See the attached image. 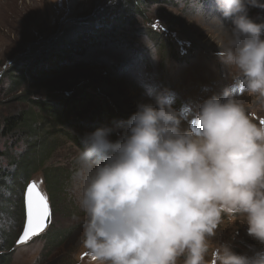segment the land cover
<instances>
[{"label": "clouds", "instance_id": "9594fccd", "mask_svg": "<svg viewBox=\"0 0 264 264\" xmlns=\"http://www.w3.org/2000/svg\"><path fill=\"white\" fill-rule=\"evenodd\" d=\"M216 7L233 18L217 57L244 93L264 101V23L248 16L264 0ZM223 95L200 104L187 130L160 93L138 105L120 142L105 128L85 134L74 181L89 264H264V119L257 125L233 92ZM240 218L243 235L230 236L236 245L242 239L246 255L214 246L226 221Z\"/></svg>", "mask_w": 264, "mask_h": 264}, {"label": "rangeland", "instance_id": "374dc122", "mask_svg": "<svg viewBox=\"0 0 264 264\" xmlns=\"http://www.w3.org/2000/svg\"><path fill=\"white\" fill-rule=\"evenodd\" d=\"M151 1L153 4L147 8L149 22L144 18L138 26L139 30L128 27L119 32L113 29L115 41L101 38L98 34L100 31H112L109 22L102 23L99 19L97 25H88L89 18H99L102 13H107L114 0H0V100H11L2 94L8 88L6 71L9 68L12 71L18 66L25 67L28 57L35 59L40 51L55 49L50 42L66 32H71L75 41L78 32L89 30L90 45L75 41L78 55H74L72 66L64 69L57 78L37 84L38 98L45 99L53 83L69 77L73 78L74 84L94 83L96 92L89 93L96 94L103 105H108L118 121L112 125L106 115L90 109L82 119H76L79 123L69 130L80 139L81 145L64 139L58 142V149L45 163L44 171L37 172L33 179L44 180L43 190L54 205L48 230L54 227L72 230V233L56 249L47 246L46 239L42 237L24 246H17L15 242L8 264H89L83 247L82 224L86 215L79 207L82 189L74 181V172L79 167L78 154L86 148L85 134L105 128L110 130L109 138L113 142H120L127 130V121L137 112L138 105L154 102L160 93H166L172 106L181 114L186 108L190 109L185 116L182 115L181 127L187 130L186 118H191L197 104H202L213 95L225 99V89L236 91L235 88L239 87L235 70L231 71L216 55L227 47L233 26V18H224L217 10L216 0ZM213 16L219 17L222 23L212 19ZM248 16L256 23H264V8L249 7ZM87 26L88 29H84ZM147 28L162 34L168 48L164 51L166 56L161 53V43L146 34ZM137 42L142 43L143 50L138 60L127 52L128 46H137ZM78 44L82 46L80 53ZM49 53L52 61L54 50ZM149 93L152 95L150 98ZM237 98L244 104L253 122L259 125L264 119V101L246 93ZM14 108L12 104H3L0 109L7 115ZM14 140L0 137V232L10 227L13 228L12 233H17L25 222L24 200L20 199L22 195L18 191L12 189L15 169L7 158L12 152L20 155L28 141L17 137L18 146L15 149ZM52 170L65 171L69 178L66 196L63 197L65 201H61L59 206V200L54 196L52 198V189L46 183V177ZM74 216L77 219H73ZM242 219L235 223L227 220L222 231L211 238L212 244L227 243L235 253L246 255L242 239L236 245L235 239L230 236L234 231L243 235Z\"/></svg>", "mask_w": 264, "mask_h": 264}, {"label": "trees", "instance_id": "16d2710c", "mask_svg": "<svg viewBox=\"0 0 264 264\" xmlns=\"http://www.w3.org/2000/svg\"><path fill=\"white\" fill-rule=\"evenodd\" d=\"M151 4H153L151 0H114L107 13H102L103 16L99 18L97 16L89 18L91 20L88 25H97L99 19L102 23H105V21L109 22L112 31L107 33L100 31L98 34L101 38L115 40L114 30L121 32L122 28L127 29L128 27L139 30L138 26L142 24L144 18L149 22L147 8ZM84 29L87 30L88 26ZM149 29H146V34L153 41L161 43V53L166 56L164 51L168 48L165 45L162 34L154 30L149 31ZM73 39V34L66 32L50 42L55 47V49H50L51 51L54 50L52 61L49 55L50 50L47 49V52L40 51L35 59L28 57L29 60L27 59L28 62L26 61L25 67L18 66L12 71L10 70L11 68L6 71L9 77L8 88L3 90L2 94L4 98L7 97L11 100L2 102L1 99L0 108L3 104H12L15 108L7 115L0 109V137L13 140L16 138V141L14 140L15 149L18 146V143H16L17 137L21 141H28L26 148L20 155H14L12 152L8 154L7 158V161L15 169L12 189L22 195L21 200L23 199L25 186L37 172L43 169L45 163L52 158L51 156L56 152L57 144L60 140H70L81 145L80 139L69 132L72 126H77L79 123V121L76 122V119H82L85 112L87 113L92 109L94 112L106 115L112 125H116L118 122L117 117L109 109V106L103 105L96 94L89 93V91L96 92L97 88H95L94 83L74 84L72 82L73 78L69 77L67 80L53 83L49 87L45 99L38 98L37 90L39 86L37 84L57 78L64 69L72 66L74 55H78L75 50L77 45L75 41L77 43L82 42L81 44L89 43L90 45L89 30L82 31V33L78 32L75 41ZM126 41L129 42L128 39ZM137 43V46L130 44L127 52L130 57L138 60L143 50L142 43ZM64 47L66 49L62 50ZM78 47L80 53L82 46L78 44ZM47 176V186L52 189V198L54 196L59 200V206L61 201H65L63 197L66 196L68 175H66L65 171L52 170ZM51 205L54 213L53 203ZM55 207L57 208V206ZM21 217H23L22 214ZM12 230L13 228L9 227L8 230L1 232L4 240L0 245V264H8L12 259L14 244L20 237L23 227L17 233H12ZM71 233L72 230L54 229L52 227L42 238L46 239L47 246L51 249H56L65 242Z\"/></svg>", "mask_w": 264, "mask_h": 264}, {"label": "snow or ice", "instance_id": "6c2138e0", "mask_svg": "<svg viewBox=\"0 0 264 264\" xmlns=\"http://www.w3.org/2000/svg\"><path fill=\"white\" fill-rule=\"evenodd\" d=\"M42 183V180L39 183L30 181L25 188V230L17 241L18 244H24L43 233L51 222L52 209L48 196L41 191Z\"/></svg>", "mask_w": 264, "mask_h": 264}, {"label": "water", "instance_id": "95a60500", "mask_svg": "<svg viewBox=\"0 0 264 264\" xmlns=\"http://www.w3.org/2000/svg\"><path fill=\"white\" fill-rule=\"evenodd\" d=\"M25 221H26V219H25ZM24 230H25V227H24ZM24 230H23V231H24ZM44 232H45V231H44ZM44 232H43V233H44ZM43 233H41V234H39V235H37V236L32 237L30 240H32L33 238H36V237L41 236ZM30 240H28L27 242H29ZM27 242H26V243H27ZM24 244H25V243H24ZM18 245H21V244H18Z\"/></svg>", "mask_w": 264, "mask_h": 264}]
</instances>
